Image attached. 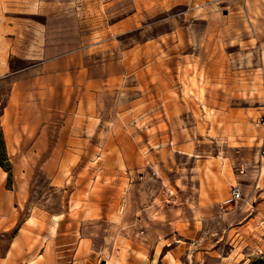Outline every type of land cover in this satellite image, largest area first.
Instances as JSON below:
<instances>
[{
	"label": "rangeland",
	"instance_id": "rangeland-1",
	"mask_svg": "<svg viewBox=\"0 0 264 264\" xmlns=\"http://www.w3.org/2000/svg\"><path fill=\"white\" fill-rule=\"evenodd\" d=\"M0 16L36 57L0 77V264H264V0ZM66 52L74 67L42 72Z\"/></svg>",
	"mask_w": 264,
	"mask_h": 264
},
{
	"label": "crops",
	"instance_id": "crops-1",
	"mask_svg": "<svg viewBox=\"0 0 264 264\" xmlns=\"http://www.w3.org/2000/svg\"><path fill=\"white\" fill-rule=\"evenodd\" d=\"M26 27L18 22H8L2 19L0 16V77L10 76L13 73L18 74L22 73L26 68H20L17 71H13L11 69L10 61L13 58H17L20 60H33L36 57L31 55H21L20 53L24 51V37L28 33H26ZM40 28L37 26L31 27V32L29 33L30 41L36 43V39L38 37V32ZM36 46V45H35ZM36 48V47H35ZM42 53V51H41ZM71 53V52H70ZM69 52L61 55H47L43 58L40 63V68L42 72L46 74L58 72L62 70H68L74 67V64L71 60V54ZM33 54V53H32ZM40 59H38L40 61ZM45 245L41 247L42 254H44ZM6 264L5 260L4 263Z\"/></svg>",
	"mask_w": 264,
	"mask_h": 264
},
{
	"label": "built area",
	"instance_id": "built-area-1",
	"mask_svg": "<svg viewBox=\"0 0 264 264\" xmlns=\"http://www.w3.org/2000/svg\"><path fill=\"white\" fill-rule=\"evenodd\" d=\"M240 197H241L240 190L238 188L234 187L233 190L231 191L230 199L232 201H235V200L240 199Z\"/></svg>",
	"mask_w": 264,
	"mask_h": 264
},
{
	"label": "bare ground",
	"instance_id": "bare-ground-1",
	"mask_svg": "<svg viewBox=\"0 0 264 264\" xmlns=\"http://www.w3.org/2000/svg\"><path fill=\"white\" fill-rule=\"evenodd\" d=\"M228 173H229V176H230L231 181L233 182V184L236 183V181H235L233 175L231 174V171L230 170H228ZM106 264H109V261H106Z\"/></svg>",
	"mask_w": 264,
	"mask_h": 264
},
{
	"label": "water",
	"instance_id": "water-1",
	"mask_svg": "<svg viewBox=\"0 0 264 264\" xmlns=\"http://www.w3.org/2000/svg\"><path fill=\"white\" fill-rule=\"evenodd\" d=\"M102 264H104V263H102Z\"/></svg>",
	"mask_w": 264,
	"mask_h": 264
}]
</instances>
